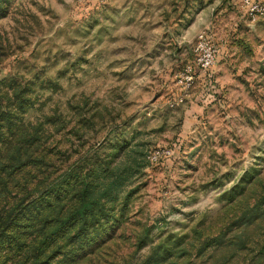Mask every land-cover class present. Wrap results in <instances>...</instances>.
<instances>
[{
  "label": "rangeland",
  "instance_id": "rangeland-1",
  "mask_svg": "<svg viewBox=\"0 0 264 264\" xmlns=\"http://www.w3.org/2000/svg\"><path fill=\"white\" fill-rule=\"evenodd\" d=\"M240 4L0 0V264H264V17ZM202 31L217 91H180Z\"/></svg>",
  "mask_w": 264,
  "mask_h": 264
},
{
  "label": "built area",
  "instance_id": "built-area-1",
  "mask_svg": "<svg viewBox=\"0 0 264 264\" xmlns=\"http://www.w3.org/2000/svg\"><path fill=\"white\" fill-rule=\"evenodd\" d=\"M109 0H95L96 3L104 4ZM241 8L251 20L264 17V0H240ZM193 60L185 63L177 73V84L180 91H188L201 75L206 79L207 88L214 90L210 72L217 57V48L212 35L206 31L199 32L192 47ZM215 92V91H214ZM173 154V149L168 147L157 148L148 154V159L159 160Z\"/></svg>",
  "mask_w": 264,
  "mask_h": 264
},
{
  "label": "trees",
  "instance_id": "trees-1",
  "mask_svg": "<svg viewBox=\"0 0 264 264\" xmlns=\"http://www.w3.org/2000/svg\"><path fill=\"white\" fill-rule=\"evenodd\" d=\"M214 91H217V90L214 88ZM4 149H5L6 151H9V150L14 151V146L11 147V146L8 145V146H6ZM11 159H12V158H11ZM11 159H7V160H6L7 163H4V164H5V165H3L4 168L9 169V168H12V167H13L14 157H13L12 160H11Z\"/></svg>",
  "mask_w": 264,
  "mask_h": 264
},
{
  "label": "crops",
  "instance_id": "crops-1",
  "mask_svg": "<svg viewBox=\"0 0 264 264\" xmlns=\"http://www.w3.org/2000/svg\"><path fill=\"white\" fill-rule=\"evenodd\" d=\"M221 55H219L218 57H220ZM217 58V57H216ZM218 60V59H217ZM210 78H211V80L213 79V76L212 75H210ZM212 82H213V80H212ZM213 84V83H212Z\"/></svg>",
  "mask_w": 264,
  "mask_h": 264
}]
</instances>
